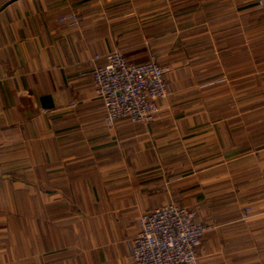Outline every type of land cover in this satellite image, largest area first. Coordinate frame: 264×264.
Here are the masks:
<instances>
[{
    "label": "crops",
    "instance_id": "crops-1",
    "mask_svg": "<svg viewBox=\"0 0 264 264\" xmlns=\"http://www.w3.org/2000/svg\"><path fill=\"white\" fill-rule=\"evenodd\" d=\"M254 5L0 0V264H132L138 215L164 204L214 221L195 264H264V108L251 116L248 99L220 97L251 46L263 63ZM69 13L78 26L58 31L54 18ZM160 47L168 94L156 116L118 120L108 139L92 56L134 64Z\"/></svg>",
    "mask_w": 264,
    "mask_h": 264
},
{
    "label": "built area",
    "instance_id": "built-area-1",
    "mask_svg": "<svg viewBox=\"0 0 264 264\" xmlns=\"http://www.w3.org/2000/svg\"><path fill=\"white\" fill-rule=\"evenodd\" d=\"M256 6L264 9V0ZM57 30L78 26L75 13L54 18ZM168 68L149 53L139 63H128L117 51L99 59L91 58L90 85L105 112L102 125L107 138L116 136V122L126 119L130 124L151 123L158 112L156 102L166 96L163 74ZM56 88V86H55ZM43 114L44 110L38 111ZM20 124L10 128H19ZM251 207L243 206L239 219L248 222ZM209 226L195 221L192 211L176 204H164L137 218V231L130 249L132 264H194L198 247Z\"/></svg>",
    "mask_w": 264,
    "mask_h": 264
},
{
    "label": "rangeland",
    "instance_id": "rangeland-1",
    "mask_svg": "<svg viewBox=\"0 0 264 264\" xmlns=\"http://www.w3.org/2000/svg\"><path fill=\"white\" fill-rule=\"evenodd\" d=\"M256 1L257 0H254V4L256 3ZM254 8L258 11V12L256 11L255 13H258L260 15V17L264 19V9L258 8L256 6V4L254 5ZM171 18H174V17H171ZM170 21H171V24H172L173 23L172 22V19H170ZM161 27L162 26H156V27H154L153 29H155V31H156L154 34H160V35L161 34L162 35L163 34H171L172 35V33H170V32H172V31L175 30L173 28V26H170V27H167V28H161ZM158 43H160V42H158ZM172 45H174V44H172ZM259 46H260V51L264 55V42H261L259 44ZM162 51H163V49L160 47L159 49L156 48L155 50H153L151 52H152V54L154 56L156 55L158 57V55L160 56L161 54L164 53ZM257 51H258L257 50V45L251 46L250 51H249L250 52L249 53V58H250L249 59V61H250L249 64H250V67L248 69H244L243 70V72L245 73L244 75L239 74V75L233 76V89H232V91L226 90V92H224V93H222L220 95V97H227L228 96V97H230L232 99H242V98L248 99L250 101V105L249 106H250L251 116H255L256 115L254 113V111L257 110V105H260V108H264V69H263L264 67H261V65L264 66V56L261 57L262 60H260V61H263V63L260 64V67H259L258 66V62L256 61L257 59L254 56L256 53H258ZM159 58H160L159 59L160 62H162L161 64L164 65V66H166L168 68V70H169V64H166L165 62H163V61H166L167 59L164 60L165 57H159ZM245 61L246 60H244V62H242L240 58H234V60H233V62H235V65L237 63H239V64H237V66L240 65V64H242V63L246 64ZM248 70H249V73H247ZM208 76H211V75H208ZM166 90H167V88H166ZM167 94H168V91L166 92V96H167ZM245 205H248V206L251 207V204L244 203V204H240L239 207L237 208V220L241 224L242 223H244V224L247 223V222H244V221H242V220L239 219V211ZM213 222H214L213 220H211L209 223H205L204 222L206 225L209 226V230L203 235V237L207 236L211 232V230H212L211 224ZM198 258H199V253H198Z\"/></svg>",
    "mask_w": 264,
    "mask_h": 264
}]
</instances>
